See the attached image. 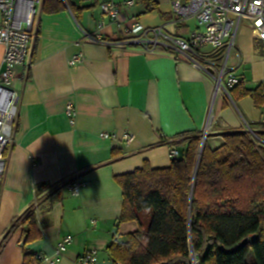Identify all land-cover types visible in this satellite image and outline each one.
Wrapping results in <instances>:
<instances>
[{"label": "crops", "instance_id": "0c3cea01", "mask_svg": "<svg viewBox=\"0 0 264 264\" xmlns=\"http://www.w3.org/2000/svg\"><path fill=\"white\" fill-rule=\"evenodd\" d=\"M103 1L69 0L79 9L78 19L69 7L47 13L44 0L38 6L31 56L16 68L13 86L21 100L0 185V264H23L25 249L51 257L67 237L72 241L57 264H78L79 257L91 250L97 253V264H114L108 246L139 228L136 221L119 222L123 191L116 176L145 164L168 167L170 141L185 133H202L210 114L213 122L206 140L214 149L224 143L226 133L244 130L241 117L255 132H264L263 109L251 97L238 101L224 94L214 97L213 78L167 43L156 53L133 44L84 43L82 30L98 32L102 20L107 41L122 37L120 25L103 16ZM134 1L124 7L120 23L138 20L144 27H163L182 37L200 30L195 19L177 21L173 0H151L150 12L141 0ZM235 44L229 68L248 89H255L262 85L264 59L249 23L238 28ZM4 51L0 45V69ZM79 52L83 62L70 66L69 59ZM257 69L261 76H253ZM254 84L259 85L252 88ZM70 101L77 110L74 125L66 114ZM103 132L117 139H102ZM126 133L134 135L131 143L123 142ZM76 183L82 184L78 194L72 191ZM36 201L41 237L22 246L20 226L4 240L13 221Z\"/></svg>", "mask_w": 264, "mask_h": 264}, {"label": "trees", "instance_id": "16d2710c", "mask_svg": "<svg viewBox=\"0 0 264 264\" xmlns=\"http://www.w3.org/2000/svg\"><path fill=\"white\" fill-rule=\"evenodd\" d=\"M141 1L150 12L152 1ZM68 7L78 19L79 9L69 0H44L47 13ZM229 93L233 101L251 97L257 108L264 107L263 85L248 89L240 79ZM257 135L260 140L230 131L215 149L206 140L199 160L202 134L185 133L171 145L182 153L168 167L145 164L116 176L123 191L119 222L136 221L139 228L108 246L114 264H264V132ZM33 207L13 221L4 240L20 226L25 245L41 237ZM252 236L257 239L235 253L220 249ZM37 255L25 249L23 264H41Z\"/></svg>", "mask_w": 264, "mask_h": 264}, {"label": "built area", "instance_id": "2783aa9c", "mask_svg": "<svg viewBox=\"0 0 264 264\" xmlns=\"http://www.w3.org/2000/svg\"><path fill=\"white\" fill-rule=\"evenodd\" d=\"M134 0L117 3L105 0L100 8L103 16L122 28V37L116 41H107L103 34L105 21L99 23V31L87 33L82 30L84 43L112 45H139L146 53H156L157 47L164 43L177 52L178 56L191 63L196 69L210 75L215 83L214 97L225 94L231 101L229 90L239 83V78L229 68V60L236 44L238 28L244 20L250 24L255 38L261 42L264 59V0H173L172 8L178 22L195 19L200 30L189 37H182L164 30L163 27H144L138 20L122 24L119 17L124 7L132 6ZM42 0H0V45L5 49L2 69H0V185L7 173V150L13 143L16 119L19 111L21 92L14 88L17 79L16 68L29 62L34 23L38 6ZM210 48V51H204ZM217 58L221 61L217 62ZM84 60L79 52L69 59L70 66H77ZM263 121H264V107ZM66 114L72 125L76 122L77 110L72 101L67 105ZM212 114L209 115L202 138H207L212 126ZM244 131L254 139L260 140L257 132L246 124ZM100 137L115 140L117 135L103 132ZM134 135L126 133L122 140L131 143ZM183 136L171 140L170 155L172 159L180 156L171 145L179 143ZM82 184L76 183L72 191L78 194ZM34 212H38V201L34 203ZM1 240V239H0ZM72 238L67 237L58 245L51 257L38 254L42 262L57 264L70 244ZM96 251H87L78 259V264H97ZM197 264V262H195Z\"/></svg>", "mask_w": 264, "mask_h": 264}, {"label": "water", "instance_id": "95a60500", "mask_svg": "<svg viewBox=\"0 0 264 264\" xmlns=\"http://www.w3.org/2000/svg\"><path fill=\"white\" fill-rule=\"evenodd\" d=\"M205 141H206V138L203 137L202 138V142H201V147H200V154H199V160H200V156H201V152L203 150V147H204V144H205ZM199 162V161H198ZM192 196H193V191L191 193V199H192ZM26 238L25 237L23 239V241L21 242V245L24 246L25 243H26ZM257 239V236H252V237H249V238H246L244 239L240 244H238L237 246H235L234 248L232 249H225V247L221 246L220 249L221 251H223L224 253H227V254H232V253H235L241 249H243L248 243H253L255 240ZM193 251V250H192ZM199 259L198 256L195 257V261H197ZM164 264H167V263H164Z\"/></svg>", "mask_w": 264, "mask_h": 264}, {"label": "rangeland", "instance_id": "374dc122", "mask_svg": "<svg viewBox=\"0 0 264 264\" xmlns=\"http://www.w3.org/2000/svg\"><path fill=\"white\" fill-rule=\"evenodd\" d=\"M246 23H248L247 20H244L243 23H242V25H245ZM232 61H234V53H233L232 56H231V63H232ZM242 74H243V70H241V71H239V73H237L238 76H241ZM255 75H257V76H261V73H260L259 69L253 71V76H255ZM257 85H259V84H254V85L252 86V88H255ZM262 85L264 86V78H263V81H262ZM219 94H220V93H219ZM224 95H225V94H224ZM236 104H237V103H236ZM241 119H242V123H243V125L246 126V123H245L244 119H243L242 117H241ZM247 124H248V123H247ZM248 125L250 126V124H248ZM250 128H251L252 130L254 129L252 126H250ZM251 264H252V262H251Z\"/></svg>", "mask_w": 264, "mask_h": 264}]
</instances>
